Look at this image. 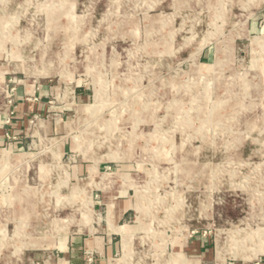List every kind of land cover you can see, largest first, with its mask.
<instances>
[{
  "label": "rangeland",
  "instance_id": "1",
  "mask_svg": "<svg viewBox=\"0 0 264 264\" xmlns=\"http://www.w3.org/2000/svg\"><path fill=\"white\" fill-rule=\"evenodd\" d=\"M0 113V264H264V0H0Z\"/></svg>",
  "mask_w": 264,
  "mask_h": 264
},
{
  "label": "crops",
  "instance_id": "2",
  "mask_svg": "<svg viewBox=\"0 0 264 264\" xmlns=\"http://www.w3.org/2000/svg\"><path fill=\"white\" fill-rule=\"evenodd\" d=\"M39 107H43V104L40 103ZM33 108H36V105H27V104H20V111L21 113L18 115L17 114V119L18 118H22L25 116V112H27L29 114V110L30 112H33ZM19 113V112H18ZM17 123L16 117H13L11 122L8 123L4 122L3 116L0 113V145H3L4 143L7 144V146L9 147V149L6 150V152L11 151L12 152V148L14 147V142L12 141V139L9 137V135H11L12 133V129L15 127ZM2 152H5V150L0 149V155ZM10 153V152H9ZM11 154V153H10ZM206 244L203 243L201 246H205Z\"/></svg>",
  "mask_w": 264,
  "mask_h": 264
},
{
  "label": "bare ground",
  "instance_id": "3",
  "mask_svg": "<svg viewBox=\"0 0 264 264\" xmlns=\"http://www.w3.org/2000/svg\"><path fill=\"white\" fill-rule=\"evenodd\" d=\"M65 33V32H64ZM48 52V51H47ZM46 56V55H45ZM44 56V57H45ZM50 57V56H49ZM20 59V58H19ZM47 59V58H46ZM38 60V59H37ZM59 60V59H58ZM27 62V61H26ZM47 62V61H46ZM37 64V63H36ZM34 65V64H33ZM34 67V66H33ZM41 67V66H40ZM45 68V67H44ZM48 68V67H47ZM35 69V68H34ZM46 69V68H45ZM41 70V69H40ZM39 70V71H40ZM31 71H32V69H31ZM27 73V72H26ZM215 114V113H214ZM9 153V152H8ZM12 159V156L11 155H8V154H5V155H0V159L2 160V159ZM31 160V159H30ZM27 161V160H26ZM27 163V162H26ZM24 164V163H23ZM195 176V175H194ZM199 177V176H198ZM112 179V178H111ZM23 207V206H22ZM59 213V212H58ZM56 214V213H55ZM59 219V218H58ZM61 222V221H60ZM217 242H218V251H219V256L221 255V253L225 250V248H226V246H227V243H225V241H223L222 239H221V237L219 236L218 237V240H217ZM218 257V256H217ZM221 257V256H220ZM220 260H222V259H220Z\"/></svg>",
  "mask_w": 264,
  "mask_h": 264
}]
</instances>
